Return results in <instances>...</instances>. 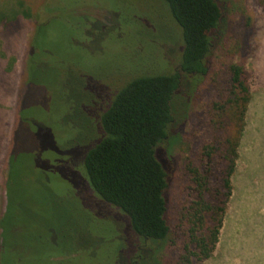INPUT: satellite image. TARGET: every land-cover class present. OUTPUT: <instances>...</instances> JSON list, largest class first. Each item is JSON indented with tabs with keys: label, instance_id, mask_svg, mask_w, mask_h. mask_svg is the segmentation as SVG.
Returning <instances> with one entry per match:
<instances>
[{
	"label": "rangeland",
	"instance_id": "1",
	"mask_svg": "<svg viewBox=\"0 0 264 264\" xmlns=\"http://www.w3.org/2000/svg\"><path fill=\"white\" fill-rule=\"evenodd\" d=\"M216 1L222 17L210 64L216 67L228 56V44H241L232 46L234 60L244 66L251 97L217 242L207 259L189 264H264V0ZM46 2L50 0H0V215L7 155L12 153L20 181L12 195L31 202L29 211L22 204L14 208L16 221L31 232L40 231L34 245L39 254L62 253L61 264H173L175 214L184 198L181 163L205 139L203 110L214 99L209 81L205 76L194 87L180 84L175 96L173 124L157 150L168 176L165 218L175 245L168 238L149 251L148 244L135 241L127 217L92 194L77 175L76 162L81 148L100 133L96 117L109 94L134 76L176 70L180 29L160 0H97L117 10L83 7L91 25L67 35L70 47L79 49H64L69 40L62 39L60 19L46 20L43 36L61 58L52 59V69L39 62L26 67L28 43L34 25L47 15L42 8ZM20 10H28L29 17L19 16ZM43 55L38 53L37 59ZM18 108L22 113L17 116ZM75 221L81 237L75 241V254H68Z\"/></svg>",
	"mask_w": 264,
	"mask_h": 264
},
{
	"label": "trees",
	"instance_id": "2",
	"mask_svg": "<svg viewBox=\"0 0 264 264\" xmlns=\"http://www.w3.org/2000/svg\"><path fill=\"white\" fill-rule=\"evenodd\" d=\"M160 1L180 29L182 48L178 66L172 72L134 76L109 94L96 117L100 133L87 148L79 151L76 170L98 200L127 217L130 229L137 236L135 241H141L144 247L148 244L149 251L157 249L168 238L169 244L175 245L173 237H169L170 229L165 218L168 176L157 157V150L173 124L175 96L180 84L190 83L194 87L206 76L214 99L203 110L205 139L192 156L182 160L180 177L184 198L175 214L178 241L173 264H189L207 259L217 242L225 205L232 190L231 176L236 167L251 94L244 66L234 60L237 53L232 46L237 45V49L241 44H228L229 49L225 50L228 56L216 67L210 64L214 31L222 17L220 4L216 0ZM68 3L67 0H50L43 4L47 15L34 25L28 43L26 67L39 62L40 67L49 63L52 69V59L61 58L56 55L57 50L46 42L48 38L43 36L42 27L46 26V20L60 19L57 24L65 34L62 39L69 40L64 49L70 51L79 49L78 45L70 47L73 45L67 36L70 30L76 28L80 31L83 25L92 23V19L83 12L84 6L117 10L116 5L109 7L104 3L101 6L97 0ZM18 15L28 18L29 11L20 10ZM85 15L87 22L82 19ZM244 19L249 20L246 16ZM66 23L70 26H65ZM38 53L47 58L37 59ZM41 59L44 62H40ZM70 61V65L79 70L76 62ZM46 90L51 92L52 87ZM20 113L22 110L18 108L17 116ZM30 173L28 177H31ZM16 177L13 154L8 153L4 179L5 206L0 215V264H20V261L24 264L63 263L62 253L39 254L34 245L41 237L40 231L31 232L16 221L14 208L18 204L27 207L28 211L31 209L28 198L20 200V197L12 195L14 185L20 184ZM76 221L70 233L71 251L67 249L68 254H75V241L81 237L82 230ZM73 256L70 255L71 260Z\"/></svg>",
	"mask_w": 264,
	"mask_h": 264
}]
</instances>
